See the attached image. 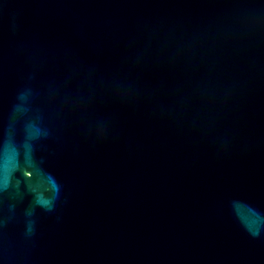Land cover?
<instances>
[{
    "label": "water",
    "instance_id": "95a60500",
    "mask_svg": "<svg viewBox=\"0 0 264 264\" xmlns=\"http://www.w3.org/2000/svg\"><path fill=\"white\" fill-rule=\"evenodd\" d=\"M0 264H264V0H0Z\"/></svg>",
    "mask_w": 264,
    "mask_h": 264
}]
</instances>
